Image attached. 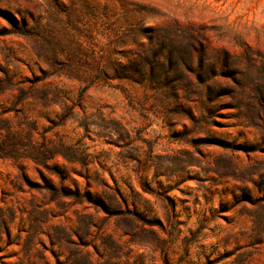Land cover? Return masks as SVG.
Returning a JSON list of instances; mask_svg holds the SVG:
<instances>
[{"label":"rangeland","instance_id":"obj_1","mask_svg":"<svg viewBox=\"0 0 264 264\" xmlns=\"http://www.w3.org/2000/svg\"><path fill=\"white\" fill-rule=\"evenodd\" d=\"M3 149L0 264H264V0H0Z\"/></svg>","mask_w":264,"mask_h":264},{"label":"trees","instance_id":"obj_2","mask_svg":"<svg viewBox=\"0 0 264 264\" xmlns=\"http://www.w3.org/2000/svg\"><path fill=\"white\" fill-rule=\"evenodd\" d=\"M7 132H8V136H7V138L6 139H12L13 141H15V140H17V133H18V131L16 130H13L12 129V127H10V125L8 124V126H7ZM6 139H4V143L6 144H8V142H9V140H6ZM28 140H29V142H31L32 141V137H31V135L29 136V138H28ZM4 150H6V149H3V151H0V158H4V157H16V156H14V155H8V153H5V151ZM40 154H42V156L41 157H39L40 155H37V156H33V157H31L30 155H27V156H25L26 158H31V159H33L36 163H38V164H42L43 166H45V167H48V162H49V159L50 158H52V156H53V154L52 155H46V153H44V151H42V152H40ZM55 154V153H54ZM89 198H91V197H89ZM90 201L92 200V199H89ZM92 202V201H91ZM58 244L60 243V241L58 240V242H57ZM15 264H23L22 262H17V263H15Z\"/></svg>","mask_w":264,"mask_h":264}]
</instances>
